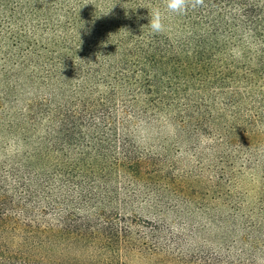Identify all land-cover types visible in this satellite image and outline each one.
Segmentation results:
<instances>
[{"label":"trees","instance_id":"trees-1","mask_svg":"<svg viewBox=\"0 0 264 264\" xmlns=\"http://www.w3.org/2000/svg\"><path fill=\"white\" fill-rule=\"evenodd\" d=\"M164 4L0 0V264H129L164 236L172 152L141 147L138 121L172 124L198 171L210 157L236 186L254 163L264 185V0ZM245 226L235 263L263 250Z\"/></svg>","mask_w":264,"mask_h":264},{"label":"rangeland","instance_id":"rangeland-1","mask_svg":"<svg viewBox=\"0 0 264 264\" xmlns=\"http://www.w3.org/2000/svg\"><path fill=\"white\" fill-rule=\"evenodd\" d=\"M163 126H147L148 131L143 135L136 132L135 138L141 147L155 151L169 145L172 152L153 177L155 193L168 201L161 217L167 227L164 236L149 242V250L132 257L129 264H215L216 260L220 264H264V185L260 166L252 163L244 168L238 162L236 167L240 166L243 172L234 177L236 186H232L218 176L216 162L210 157L200 156L204 170L198 171V159L192 152L184 151L188 147L175 145L174 126L171 124V134L163 132ZM260 154L264 164V152ZM185 207L190 211L188 218L186 214L178 217L174 210ZM142 214L148 215L146 211ZM251 223L255 226L253 238L259 240L263 250L235 263L238 260H232V256L235 257L236 249L250 241L247 234L251 231L245 225ZM192 226L198 229L193 234L186 232ZM174 231L182 233L181 240L174 239Z\"/></svg>","mask_w":264,"mask_h":264},{"label":"clouds","instance_id":"clouds-1","mask_svg":"<svg viewBox=\"0 0 264 264\" xmlns=\"http://www.w3.org/2000/svg\"><path fill=\"white\" fill-rule=\"evenodd\" d=\"M197 2H199V0H197ZM164 7L168 13L183 14L186 10L187 4L186 0H165ZM163 19L164 13L161 12L160 8L153 7L150 11L148 9V22L146 26L151 34H159L165 30ZM136 129L138 134L141 135L148 131L147 126L143 121H138ZM161 130L166 134H171L173 132L171 124H165Z\"/></svg>","mask_w":264,"mask_h":264}]
</instances>
